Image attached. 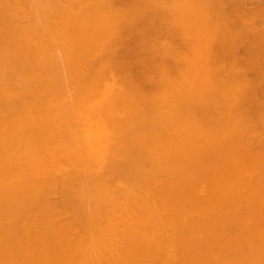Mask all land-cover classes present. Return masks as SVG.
<instances>
[{"label":"bare ground","instance_id":"obj_1","mask_svg":"<svg viewBox=\"0 0 264 264\" xmlns=\"http://www.w3.org/2000/svg\"><path fill=\"white\" fill-rule=\"evenodd\" d=\"M258 3L0 0V264H264Z\"/></svg>","mask_w":264,"mask_h":264},{"label":"rangeland","instance_id":"obj_2","mask_svg":"<svg viewBox=\"0 0 264 264\" xmlns=\"http://www.w3.org/2000/svg\"><path fill=\"white\" fill-rule=\"evenodd\" d=\"M238 1H239L240 3H242V4H245V6H244V10H248V9H251V8H254V7L258 6V5H259L258 2H261L262 0H259V1L257 0V1H258V2H256V3H258L257 5H255L256 3H254V1H256V0L252 1L253 5H252L251 2L248 1V0H235V2H238ZM247 1H248V2H247ZM249 2H250V3H249ZM242 4H241V5H242ZM248 4H249L250 7H247ZM250 4H251L252 6H251ZM229 5H231V4H229ZM246 5H247V6H246ZM242 6H243V5H242ZM245 7H246V8H245ZM226 13H227V14L229 13L228 15L231 14V15H230V16H231L230 18H232L231 21L233 20V23H232V26H233V27L231 26V28H233L232 31L235 30V31H233V32L238 33V32H237L238 29H239V30H240V29H241V30H244L243 26L245 27L246 24H245V22H241V19L243 18L242 21H246V17L244 18V15H243L242 13H239V14L237 13V15H236V14H234V11H231V8H230V7H228V8L226 9ZM235 13H236V12H235ZM232 14H233V15H232ZM228 15H227V16H228ZM262 15H264V13H263ZM235 16L237 17V21L235 20V19H236ZM242 16H243V17H242ZM239 17H240V18H239ZM257 17H258V16H257ZM257 17H256V15H255V16L251 19V24H250V26H249V27H251V25H253V27H254V31H251L250 28H247V29H249V30H250L251 32H253V33L250 34L249 31H248L249 33H248L247 31L245 32L247 26L245 27V30L243 31V32L245 33V35H244V34H241V33H242L241 30H240V31L238 30L239 33H240L241 35H243V38H245V40H244V39L242 40V39H241L242 36L239 35V36L241 37V38H240V40H241L240 42H241V43L239 42L240 45L238 44V46H240V47L238 48V51H239L238 54H241L242 57L244 56V58H240L241 55H240V56L238 55V56H239L238 58H240V59H239L240 63H241V62L245 63V62H244V61H245V58H248V57H247V52H246L245 50H246V48L249 46V45H248V44H249V40H251V41H250V44H252V43L254 42V40H256V39L259 37V35L261 34V31L264 30V29H262V28H264V18H260V19L262 20V21H261V20L258 19V18H259V17H262V16L259 15V17H258V18H257ZM228 18H229V17H228ZM230 18H229V19H230ZM244 19H245V20H244ZM253 19H254L255 22H254V21L252 22ZM239 22H240V25H241V24H243V25L240 26V25H239ZM257 22H258V23H257ZM261 22H263V23H261ZM237 23H238V26L235 25V24H237ZM260 23H261V24H260ZM254 24H257V26L261 25V26H263V27H262V28H261V26L256 27ZM234 27H235V28H234ZM236 27H237V28L239 27V28L237 29ZM240 27H242V28H240ZM255 27H256L257 29H255ZM251 28H252V27H251ZM259 29H261V30L258 32ZM248 34H249V35H248ZM256 34H258V35H256ZM246 35H247V37H245ZM257 36H258V37H257ZM254 37H256V38H254ZM247 38H248V41H246ZM249 38H250V39H249ZM253 38H254V40H253ZM175 41H177V39H175ZM245 41H246V42H245ZM178 42H179V40H178L177 42H175V43H178ZM243 42H244V43H243ZM247 42H248V44H247ZM251 42H252V43H251ZM242 43L245 44V45L243 46ZM241 46H242V47H241ZM244 47H245V48H244ZM241 51H242V52H241ZM242 53H243V54H242ZM227 63H228V62H227ZM245 64H247V62H246ZM240 66H241V67H244L243 64H241ZM245 66H246V65H245ZM246 67H247V69H249V70H247L248 75L251 76L252 79H254V78L256 79V78L258 77L259 74H258L256 71H254L255 69H254L253 67H249V66H246ZM246 67H244V68L246 69ZM251 69H252V70H251ZM249 73H250V74H249ZM252 74H255L256 76H254V75H252ZM257 74H258V75H257ZM249 76H248V78H250ZM252 76H254V78H253ZM255 79H254V80H255Z\"/></svg>","mask_w":264,"mask_h":264}]
</instances>
